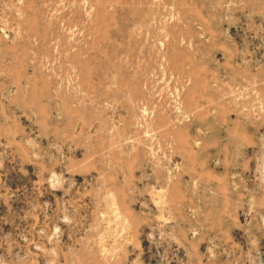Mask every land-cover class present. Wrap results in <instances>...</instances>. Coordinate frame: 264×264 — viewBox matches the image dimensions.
<instances>
[{
    "label": "rangeland",
    "instance_id": "obj_1",
    "mask_svg": "<svg viewBox=\"0 0 264 264\" xmlns=\"http://www.w3.org/2000/svg\"><path fill=\"white\" fill-rule=\"evenodd\" d=\"M0 264H264V0H0Z\"/></svg>",
    "mask_w": 264,
    "mask_h": 264
}]
</instances>
